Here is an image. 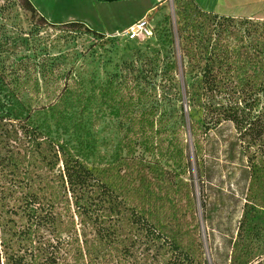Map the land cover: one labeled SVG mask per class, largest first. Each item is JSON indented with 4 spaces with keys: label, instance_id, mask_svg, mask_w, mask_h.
Masks as SVG:
<instances>
[{
    "label": "trees",
    "instance_id": "1",
    "mask_svg": "<svg viewBox=\"0 0 264 264\" xmlns=\"http://www.w3.org/2000/svg\"><path fill=\"white\" fill-rule=\"evenodd\" d=\"M24 6L26 0H0V264H206L185 219L188 210L180 205L183 199L191 203L188 185L158 138L165 122L152 108L159 103L147 102L157 78L174 81L173 63L152 51L107 75L98 95L104 106L114 107L122 137L113 159L92 168L94 141L84 116L91 99L81 81L68 82L71 73L62 66L61 53L52 55L59 36H43L46 27L33 23ZM178 9L180 35L191 44L186 56L193 49L198 55L186 97L198 108L201 136L224 125L232 129L222 141L224 158L244 166L245 215L260 212L253 223L245 216L241 229L259 239L264 233V20L210 15L194 0L178 1ZM48 90L53 129L25 117L29 109L18 113L25 93Z\"/></svg>",
    "mask_w": 264,
    "mask_h": 264
},
{
    "label": "rangeland",
    "instance_id": "2",
    "mask_svg": "<svg viewBox=\"0 0 264 264\" xmlns=\"http://www.w3.org/2000/svg\"><path fill=\"white\" fill-rule=\"evenodd\" d=\"M26 1L28 6L22 8L33 23L46 27L43 36L48 35L50 40L59 36L51 53L53 56L61 53L64 57L62 66L71 73L68 82L81 81L85 95L91 99L89 111L84 116L94 141V157L88 160L92 168L113 159L122 137L119 117L114 116V107L102 104L98 87L114 72L116 65L133 61L138 54L153 51L169 58L173 63L174 81L164 84L157 78L154 84L158 87L147 102L159 103L152 108V113L165 122V129L158 137L162 151L179 164L180 178L188 185L191 203L187 206L183 199L180 205L183 211L188 210L185 219L191 223L202 258L206 264H264V233L259 239H251L250 230L245 231V225L244 230L241 229L245 216L249 223H253V216L260 217V212L245 215L247 179L244 166L226 161L223 154L222 141L233 135L232 129L224 125L222 130L208 137L201 136L198 108L186 97V86L197 71L198 55L193 49L190 57L186 56L191 44L188 47L187 39L179 32L178 1L184 0ZM194 1L210 15L208 12L264 20V0ZM141 19L147 21L152 32L150 37L130 40L123 35L127 25ZM51 85L53 80L49 82ZM49 91L37 95L25 93L19 101L18 113L22 107L29 109L25 117L44 120L53 129V120L47 110L53 101V93ZM24 101L29 105L27 108ZM9 102L15 104L16 98Z\"/></svg>",
    "mask_w": 264,
    "mask_h": 264
},
{
    "label": "built area",
    "instance_id": "3",
    "mask_svg": "<svg viewBox=\"0 0 264 264\" xmlns=\"http://www.w3.org/2000/svg\"><path fill=\"white\" fill-rule=\"evenodd\" d=\"M147 21L145 19L138 20L131 25H129L123 32L130 40H136L141 38L150 37L152 32L151 29L148 28Z\"/></svg>",
    "mask_w": 264,
    "mask_h": 264
},
{
    "label": "crops",
    "instance_id": "4",
    "mask_svg": "<svg viewBox=\"0 0 264 264\" xmlns=\"http://www.w3.org/2000/svg\"><path fill=\"white\" fill-rule=\"evenodd\" d=\"M158 1H160V0H158ZM212 1H217V0H212ZM211 13H213V12H211ZM133 23V22H132ZM131 25V24H130ZM127 26H129V25H127Z\"/></svg>",
    "mask_w": 264,
    "mask_h": 264
}]
</instances>
